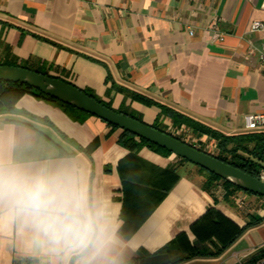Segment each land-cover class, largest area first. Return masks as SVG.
<instances>
[{
	"label": "crops",
	"instance_id": "crops-1",
	"mask_svg": "<svg viewBox=\"0 0 264 264\" xmlns=\"http://www.w3.org/2000/svg\"><path fill=\"white\" fill-rule=\"evenodd\" d=\"M262 3L0 0V63L46 71L170 132L179 128L174 118L180 114L241 134L250 114L264 113L258 56L264 28L252 29L264 23ZM217 31L223 41L215 39ZM121 133L95 115L27 93L0 113V159L73 163L90 194L109 208L124 264L157 254L182 233L194 242L191 227L211 207L239 228L255 226L221 255L182 264H261L264 258L253 256L264 248V198L237 191L226 200L221 185L205 187V174L191 162L146 145L129 148ZM0 264H41V257L7 232L0 234Z\"/></svg>",
	"mask_w": 264,
	"mask_h": 264
},
{
	"label": "clouds",
	"instance_id": "clouds-1",
	"mask_svg": "<svg viewBox=\"0 0 264 264\" xmlns=\"http://www.w3.org/2000/svg\"><path fill=\"white\" fill-rule=\"evenodd\" d=\"M14 233L41 264H124L109 208L71 162L0 159V234Z\"/></svg>",
	"mask_w": 264,
	"mask_h": 264
},
{
	"label": "trees",
	"instance_id": "trees-1",
	"mask_svg": "<svg viewBox=\"0 0 264 264\" xmlns=\"http://www.w3.org/2000/svg\"><path fill=\"white\" fill-rule=\"evenodd\" d=\"M4 64L22 66L32 70H36L45 75H49L46 71L40 69H33L28 65L19 64L15 60L0 63V65H4ZM83 91L88 95L92 96L94 99L101 102L102 104L106 105L107 107L112 108L119 113L143 121L138 114L123 108L115 109L112 107V105L109 102H105L104 100L96 97L91 92H88L86 90ZM27 93H32L38 97L44 98L49 101L58 102L59 104H61L66 108H70L77 111H81L86 114H90L74 106H71L67 103H64L48 94H45L44 92L30 85L21 82L4 81V80H0V113L13 110L16 107V104L19 101V99ZM133 96L139 97V99H141L144 102L151 103L150 100H147V98L142 97L138 94H133ZM174 123L176 127H180L182 125L187 126L188 128L192 129L194 134L198 136L205 135L211 137L216 141L217 148L219 149L220 152L212 153L211 151H207L194 143H189L192 146L198 148L201 151L210 153L211 155L216 156L220 160L229 163L235 167H238L241 170L248 172L259 178L258 171L260 168L264 167V129L252 130V131L248 130L247 132L241 134L227 135L212 127L201 124L192 118L181 116L180 114H178V116L174 118ZM112 126L117 129H121L118 126L115 125ZM152 126L186 142L183 137L176 134L175 132L167 131L159 123H156ZM121 130L122 133L120 136V140L125 146L129 148L138 149L139 147L146 145L149 148L164 154H168V155L174 154L169 150L162 148L146 139L140 138L129 131L123 129ZM177 157L184 162H189L187 159H184L180 156ZM197 167L199 168L200 171L203 170L205 172H208L217 182L218 181L222 182V185L225 189L224 198L226 200H229L232 197H234V194L237 191H244L248 194H254L245 191L240 187H237L236 185L220 178L216 174H213L202 167L199 166ZM216 185L217 184H213L211 186L205 184V187L208 189H213L217 187ZM257 196L264 198V196L261 195H257ZM254 224L255 223L251 222L246 227L239 228L232 220L226 217L220 210H218L215 207H211L199 220L194 222L191 227L196 235V239L194 242H190L187 235L185 233H182L178 235L174 240H172L169 244L164 246L158 253H168L171 257V261L169 264H182L190 259L197 257H208V258L217 257L221 255L240 235H242L245 231H247L251 227L255 226ZM212 246L214 247V249L211 248ZM141 258L134 261L133 264H138ZM262 258H264V248L253 256V261H258L259 259Z\"/></svg>",
	"mask_w": 264,
	"mask_h": 264
},
{
	"label": "water",
	"instance_id": "water-1",
	"mask_svg": "<svg viewBox=\"0 0 264 264\" xmlns=\"http://www.w3.org/2000/svg\"><path fill=\"white\" fill-rule=\"evenodd\" d=\"M0 80L30 85L64 103L165 148L245 191L264 196V180L226 163L210 153L201 151L144 121L107 107L73 83L26 67L8 64L0 65ZM170 261L171 257L168 253H157L141 258L138 264H169Z\"/></svg>",
	"mask_w": 264,
	"mask_h": 264
},
{
	"label": "built area",
	"instance_id": "built-area-1",
	"mask_svg": "<svg viewBox=\"0 0 264 264\" xmlns=\"http://www.w3.org/2000/svg\"><path fill=\"white\" fill-rule=\"evenodd\" d=\"M262 7L264 8V0H263V3H262ZM264 28V23L261 22V21H256L252 24V29L253 30H259V29H262ZM193 32L191 31V34ZM215 39H218L220 41H223L225 39V36L222 32H215ZM258 56H259V59L260 61L264 64V49H261L258 51ZM186 127L183 125L181 127H179L175 133L180 135L181 133H186L187 129ZM264 129V113H252L250 114L248 117H247V130H263ZM190 131V130H189ZM186 143H193L192 141L184 138ZM201 139V138H200ZM202 141H205V140H202ZM212 144V142H209ZM258 174H259V178L261 180H264V167L260 168L259 171H258ZM239 202L243 203L244 200L242 198H239ZM261 264H264V260H261L260 262Z\"/></svg>",
	"mask_w": 264,
	"mask_h": 264
},
{
	"label": "rangeland",
	"instance_id": "rangeland-1",
	"mask_svg": "<svg viewBox=\"0 0 264 264\" xmlns=\"http://www.w3.org/2000/svg\"><path fill=\"white\" fill-rule=\"evenodd\" d=\"M185 127H186L187 131H186V133H181L180 134L181 137L186 138V139L192 141L194 144L198 145L199 147H202L203 149H205L207 151H211L212 153H219L220 152L219 149L217 148L216 141H214V143L212 142V140H214V139H212L209 136H205V135L204 136H198V135H196V134L193 133L192 129L188 128L187 126H185ZM202 137H206L205 138V141H202V139H200ZM209 142H212V144L209 143ZM191 164L194 165V166H196L193 163H191ZM195 168H198V167H195ZM201 171L205 174L204 175V185L205 184H208V185H211V186L213 184H217L216 186H220L221 185L222 188H223V190H221L219 187H217V188H219L218 191L219 192L222 191L225 194V189H224L221 181H218L217 182L208 172H205L203 170H201ZM215 182H217V183H215ZM211 248L214 249L213 246Z\"/></svg>",
	"mask_w": 264,
	"mask_h": 264
}]
</instances>
